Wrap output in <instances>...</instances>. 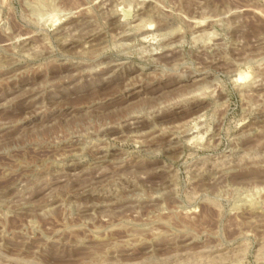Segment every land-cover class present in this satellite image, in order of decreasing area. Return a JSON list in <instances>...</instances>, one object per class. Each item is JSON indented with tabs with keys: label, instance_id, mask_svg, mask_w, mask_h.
Instances as JSON below:
<instances>
[{
	"label": "rangeland",
	"instance_id": "1",
	"mask_svg": "<svg viewBox=\"0 0 264 264\" xmlns=\"http://www.w3.org/2000/svg\"><path fill=\"white\" fill-rule=\"evenodd\" d=\"M0 264H264V0H0Z\"/></svg>",
	"mask_w": 264,
	"mask_h": 264
}]
</instances>
